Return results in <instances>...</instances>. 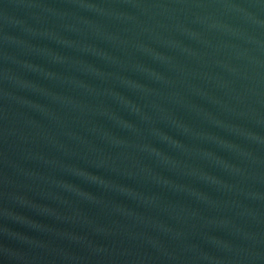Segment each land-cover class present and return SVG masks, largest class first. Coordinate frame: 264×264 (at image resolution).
Instances as JSON below:
<instances>
[{
    "label": "water",
    "instance_id": "water-1",
    "mask_svg": "<svg viewBox=\"0 0 264 264\" xmlns=\"http://www.w3.org/2000/svg\"><path fill=\"white\" fill-rule=\"evenodd\" d=\"M0 264H264V0H0Z\"/></svg>",
    "mask_w": 264,
    "mask_h": 264
}]
</instances>
